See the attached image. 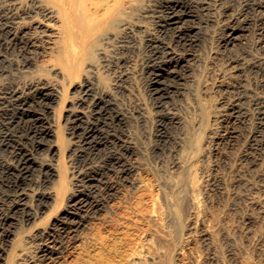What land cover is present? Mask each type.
Segmentation results:
<instances>
[{
	"label": "rangeland",
	"instance_id": "374dc122",
	"mask_svg": "<svg viewBox=\"0 0 264 264\" xmlns=\"http://www.w3.org/2000/svg\"><path fill=\"white\" fill-rule=\"evenodd\" d=\"M159 1L137 0L122 21L97 43L78 78H63L55 71L41 75L35 62L42 49H32L34 61L28 67L23 68L22 59L12 55L16 62L0 71V98L11 84L22 90L40 76L53 82L60 92L51 112L53 129L60 127L50 138L54 151L39 158L56 169L44 191L58 193L66 185L63 195L48 200L33 220H12L10 238L2 243L0 264H14L22 250H26L25 264H33L45 243L60 251L61 259L40 264H93L98 257L114 262L127 260V240L115 216L118 219L119 212L133 210L132 198L140 193L142 178L152 183L164 214L159 221L151 218L158 226L151 253L135 255L124 264H264L262 23L258 15L246 11L247 0H204L205 9H197L203 15L199 16L200 11L196 15L201 41L183 61L182 78L162 111L148 91L145 74L150 58L147 43L159 33L157 13L153 11ZM228 15L248 20L245 31L229 44L223 34ZM88 82L120 109L123 128L136 151L137 173L131 178L133 183L118 181L114 194L102 200L94 217L87 218L79 231L68 233L54 225L70 211L69 200L78 181L73 164L77 145L68 133L67 116L75 110L89 116L87 107L77 104ZM162 134L167 137L165 146ZM141 225L139 228L147 226ZM97 226L102 227L108 241L101 248H83L84 238L90 237ZM45 230L53 232L42 237Z\"/></svg>",
	"mask_w": 264,
	"mask_h": 264
},
{
	"label": "bare ground",
	"instance_id": "6f19581e",
	"mask_svg": "<svg viewBox=\"0 0 264 264\" xmlns=\"http://www.w3.org/2000/svg\"><path fill=\"white\" fill-rule=\"evenodd\" d=\"M136 3L137 0H0V71L7 70V66L16 62L12 55L22 59L23 68L28 67L34 61L32 49H42V55L36 57L35 62L41 75L55 71L63 78H78L84 71L85 59L93 54L97 43L109 29L122 21ZM204 4V0H161L158 9L153 10L157 13V21H154L158 24L159 37L147 43L150 58L145 74L148 91L162 111L167 107V97L182 78L183 61L201 41L196 15L201 10L197 11L198 8L202 6L205 9ZM245 5L246 11L258 15L256 17L260 18L264 30V0H247ZM247 23V18L237 20L228 15L223 27L225 42L229 44L237 40L248 27ZM52 83L40 76L22 90L21 86L11 84L0 98V262L2 243L10 238L12 220L18 219L21 223L33 220L47 206L48 200L61 197L66 188V185L61 186L58 193L44 191L51 182L52 171L56 172V169L52 170L54 166L39 158L53 150L50 138L60 129H53L52 105L60 99V92ZM92 85L85 83L82 99L77 103L78 107H87L89 116L78 110L67 116L68 133L77 145L75 156L72 155L78 181L69 200L70 211L65 218L53 224L68 233L85 225L86 220L98 211L102 200L115 191L118 181L133 183L131 178L137 171L136 151L123 128L120 109H116L112 98L102 97ZM262 114L264 119V111ZM162 138V146H165L167 137L162 134ZM139 184L142 188L132 198L133 210L124 209L122 214H117L118 219L115 216L127 240L128 259L114 262L116 260L98 257L99 260L93 264H124L135 255L151 253L158 235V226L152 224L151 218L161 219L163 205L158 201V193L152 183L142 178ZM144 223L146 227L142 226ZM140 225L143 228H139ZM95 228L90 231V237L84 238L83 248L86 245L88 249L101 248L108 241L100 230L102 227ZM139 229L141 233L138 234ZM46 230L42 237H49L53 232ZM88 249L85 252L90 255ZM25 255L26 250L18 253L14 264H25ZM58 259H61L60 251L45 243L33 264Z\"/></svg>",
	"mask_w": 264,
	"mask_h": 264
}]
</instances>
